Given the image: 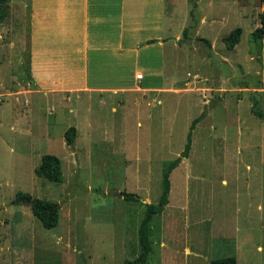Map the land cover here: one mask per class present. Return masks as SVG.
I'll return each instance as SVG.
<instances>
[{
  "label": "rangeland",
  "instance_id": "374dc122",
  "mask_svg": "<svg viewBox=\"0 0 264 264\" xmlns=\"http://www.w3.org/2000/svg\"><path fill=\"white\" fill-rule=\"evenodd\" d=\"M17 2L0 3V264L134 258L162 162L180 154L201 113L188 157L170 173L168 204L150 221L146 264L226 256L264 264V121L251 112L252 95L264 111V36L250 39L261 0H166L175 15L166 16L164 35L136 64L107 73L114 94L65 98L33 91L27 11ZM236 27L240 40L228 49L222 38ZM47 153L60 159L63 182L34 174ZM18 191L58 203V224L43 227L28 205L13 202ZM123 192L139 199L125 201Z\"/></svg>",
  "mask_w": 264,
  "mask_h": 264
},
{
  "label": "crops",
  "instance_id": "0c3cea01",
  "mask_svg": "<svg viewBox=\"0 0 264 264\" xmlns=\"http://www.w3.org/2000/svg\"><path fill=\"white\" fill-rule=\"evenodd\" d=\"M17 4L27 11L33 91L64 98L74 93L101 96L98 92L103 90L114 94L110 92L118 88L106 84L107 73L127 60L136 64L134 56L145 50L148 41L160 39L166 16L175 15L171 2L170 12L166 10V0H18Z\"/></svg>",
  "mask_w": 264,
  "mask_h": 264
},
{
  "label": "trees",
  "instance_id": "16d2710c",
  "mask_svg": "<svg viewBox=\"0 0 264 264\" xmlns=\"http://www.w3.org/2000/svg\"><path fill=\"white\" fill-rule=\"evenodd\" d=\"M7 3L8 0H0V3ZM263 10L259 16V25L251 32L250 39L256 43L264 36V0H261ZM195 3H193V7ZM241 28L236 27L232 29L226 36L222 38L223 43L228 49H232L240 40ZM186 33V29L183 30V34ZM151 41H148V43ZM251 112L260 120L264 121V111L260 109L258 100L255 96H251ZM203 113L194 118L189 126V130L186 135L185 145L180 154L171 160L163 161L161 168L160 178V194L156 203L144 204L143 217L139 223L137 234L139 252L132 258L125 260L122 264H146L148 255L151 251L150 241V221L155 214L162 212L165 206L168 204V196L170 191V173L180 164L183 158H187L191 148V138L195 125L202 118ZM76 134V128L74 126L68 127L64 131V137L66 143L71 145L74 141ZM34 174L38 177H43L53 182H63L64 177L62 174V166L60 159L54 154H43L41 160L34 168ZM123 199L125 201H137L139 198L135 193L123 192ZM16 204H25L30 207L33 216L38 219L41 225L47 229L53 228L59 221V204L52 201L36 198L26 192L18 191L13 201ZM210 264H236L235 256H226L220 258H214L210 261Z\"/></svg>",
  "mask_w": 264,
  "mask_h": 264
},
{
  "label": "built area",
  "instance_id": "2783aa9c",
  "mask_svg": "<svg viewBox=\"0 0 264 264\" xmlns=\"http://www.w3.org/2000/svg\"><path fill=\"white\" fill-rule=\"evenodd\" d=\"M137 78H141V74H139Z\"/></svg>",
  "mask_w": 264,
  "mask_h": 264
}]
</instances>
